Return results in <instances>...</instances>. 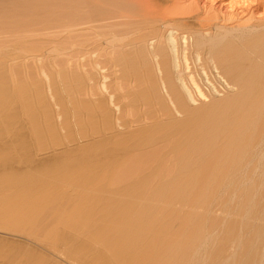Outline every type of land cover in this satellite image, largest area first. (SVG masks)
I'll return each instance as SVG.
<instances>
[{
	"label": "bare ground",
	"instance_id": "obj_1",
	"mask_svg": "<svg viewBox=\"0 0 264 264\" xmlns=\"http://www.w3.org/2000/svg\"><path fill=\"white\" fill-rule=\"evenodd\" d=\"M159 1L0 0V264H264V16Z\"/></svg>",
	"mask_w": 264,
	"mask_h": 264
},
{
	"label": "rangeland",
	"instance_id": "obj_2",
	"mask_svg": "<svg viewBox=\"0 0 264 264\" xmlns=\"http://www.w3.org/2000/svg\"><path fill=\"white\" fill-rule=\"evenodd\" d=\"M163 1H165V3H166V1L169 2V0H162L161 2H163ZM173 1L179 2V4L182 3L184 5H186V4H189V5L191 4L192 6L198 5L201 8L204 7L203 9L206 8V9L212 11V13L214 12V14L224 16L227 18L233 17L235 19L245 20L246 18L251 16V14H255L258 16H264V0H173ZM157 2H159L157 4H160V6H161L162 3H160L159 0H157ZM170 2L172 3V1H170ZM164 5H166V4H164ZM162 6H163V4H162ZM195 49L196 48L194 47L193 50L195 51ZM60 57L63 58V56H60ZM62 58H60V60L58 62L62 61ZM50 62H51V64H50ZM50 62L47 64L45 63L46 67H48L46 70H48L51 73L53 70L59 69L58 68L59 65L55 66V62H53V60H51ZM218 86H219V90L221 88L222 94H224V93H226V91H228L224 86L223 87H222V85L221 86L218 85ZM216 97H218V96H216ZM211 98L212 97H209L210 100H211ZM209 99L204 100V101L209 102ZM73 124H74V126H76L75 122H73ZM76 128H78V127H76ZM74 129H75V127H74ZM258 173L264 174V170H259ZM252 183H253V181H248L246 184H244L243 188H248L249 186H252ZM259 196H260L259 192L254 193L255 199ZM262 201L264 202V200H262ZM233 202H234V204H233V206H230V210H225V209L222 210L218 207L216 209V206H214L212 208V211L210 212V214H217L222 220L224 219L225 214H230V218H234V214H237L236 213V210H237L236 207L240 206V202L237 201V199H234ZM252 211L253 210L250 208V211H249L250 214H252ZM14 228H16V227L9 226V225H1L0 231L16 233ZM219 231H221V227H220ZM16 234H18V233H16ZM31 238H34L39 245L46 247V243H45L43 238H35L32 236H31ZM16 239H19V238H16ZM216 244H217V242H215L212 247H216L217 246ZM240 250L241 249H239L237 251V254L240 252ZM205 258H208L207 264H212L211 260L213 258V253L207 254L205 256ZM236 264H240L238 259H237Z\"/></svg>",
	"mask_w": 264,
	"mask_h": 264
}]
</instances>
